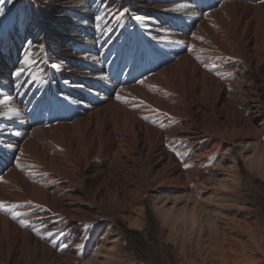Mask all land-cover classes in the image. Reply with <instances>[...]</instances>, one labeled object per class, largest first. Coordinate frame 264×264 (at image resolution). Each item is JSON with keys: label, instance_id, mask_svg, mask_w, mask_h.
Wrapping results in <instances>:
<instances>
[{"label": "bare ground", "instance_id": "obj_1", "mask_svg": "<svg viewBox=\"0 0 264 264\" xmlns=\"http://www.w3.org/2000/svg\"><path fill=\"white\" fill-rule=\"evenodd\" d=\"M263 137L264 0H12L0 12V264H100L84 259L99 214L130 218L147 197L183 203L170 234L204 264L262 262L257 227L217 200L204 212L195 194L224 145L264 176Z\"/></svg>", "mask_w": 264, "mask_h": 264}, {"label": "rangeland", "instance_id": "obj_2", "mask_svg": "<svg viewBox=\"0 0 264 264\" xmlns=\"http://www.w3.org/2000/svg\"><path fill=\"white\" fill-rule=\"evenodd\" d=\"M11 1L0 10L3 15ZM3 2L0 0V8ZM238 148L230 150L224 145L215 153L210 164L217 169L209 183L199 193L196 191L195 197L202 200L199 206L204 212L217 200L227 206L228 215L253 223L259 230L264 250V176L251 166L250 152ZM223 152L226 156L222 167H218ZM172 192L171 195L176 194ZM182 206V202L160 203L147 197L144 205L132 210L130 218L123 215L110 218L101 212L89 229V234L94 233L85 248L84 259L97 252L100 264H204L205 254L195 241L181 234L176 237L170 234L169 221L180 216ZM259 257L258 253L254 255L255 259ZM238 264H264V260L242 258Z\"/></svg>", "mask_w": 264, "mask_h": 264}, {"label": "snow or ice", "instance_id": "obj_3", "mask_svg": "<svg viewBox=\"0 0 264 264\" xmlns=\"http://www.w3.org/2000/svg\"><path fill=\"white\" fill-rule=\"evenodd\" d=\"M101 19H102L101 16H97L96 17V20H101ZM137 19H140V17H137ZM97 27H99V25H97ZM59 67H60L59 65H55V64L53 65V68H55L57 70H59ZM17 75H19V73ZM117 99L119 100V99H122V98L120 96H117ZM177 155H180V153H177ZM16 166L17 167H20L19 163H17ZM185 167H188V165H185ZM9 207L12 208V207H15V206H9ZM37 207H39V206H37ZM0 209H5V205H4L3 202H0ZM19 215H20V213L14 212L13 213V219H16ZM20 223H21V226H27L29 224V221H27V220H20ZM49 235H51V233H49Z\"/></svg>", "mask_w": 264, "mask_h": 264}]
</instances>
